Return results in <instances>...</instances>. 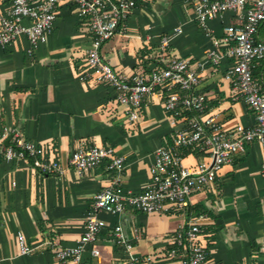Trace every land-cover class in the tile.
I'll use <instances>...</instances> for the list:
<instances>
[{"label":"crops","instance_id":"1","mask_svg":"<svg viewBox=\"0 0 264 264\" xmlns=\"http://www.w3.org/2000/svg\"><path fill=\"white\" fill-rule=\"evenodd\" d=\"M7 7L8 2L0 0V16ZM233 19L228 11L209 20L208 35L186 0L139 3L102 44L101 54L117 72L149 71L159 64L161 37L170 36L165 57L191 59L199 76L195 90L205 95L204 114L216 116L217 124L226 130L247 127L255 122L254 115L223 78L231 59L223 57L215 64L207 57L212 38H221L224 25ZM90 39L87 17H80L75 5L61 0L51 34L30 54L24 36L0 46V129L19 130L26 140L44 145L62 165L59 173L40 172L28 161L5 160L0 149V264H73L59 262L54 248L75 244L92 195L111 180L103 165L76 173L68 159L77 142L110 145L123 156L121 185L133 193L149 181L154 149L171 143L175 127L169 125L162 105L164 89L151 94L132 122L110 86L82 78ZM253 77L264 89V59L255 61ZM180 152L187 166L206 156L198 148ZM261 160V145L246 143L244 151L222 165L213 182L190 194L184 211L101 213L106 227L83 252V260L124 264L125 254L111 239L112 227L120 224L127 236L134 231L140 234L132 250L138 264H173L166 252L173 246L176 229L201 213L197 238L208 250L204 264H264ZM18 233L32 248L27 254L19 253ZM91 246L99 251L95 257L90 255Z\"/></svg>","mask_w":264,"mask_h":264},{"label":"built area","instance_id":"2","mask_svg":"<svg viewBox=\"0 0 264 264\" xmlns=\"http://www.w3.org/2000/svg\"><path fill=\"white\" fill-rule=\"evenodd\" d=\"M5 1L8 7L0 16V46L5 47L17 37L24 36L29 43L27 52L30 54L51 34L56 7L61 0ZM64 1L75 5L77 14L88 19L91 39L85 53L82 78L110 86L118 103L123 105L127 120L132 122L138 119L143 103L151 94L159 88L164 89L162 105L168 114L169 125L175 128L171 143L154 149L149 181L137 193L122 188L124 158L112 146L77 142L68 159L76 173L82 175L103 165L111 180L92 195L83 231L75 244L54 248V256L59 262L89 264L82 255L106 227L100 216L103 212L121 213L130 209L149 214L186 210L190 194L213 182L222 165L231 161L233 155L244 151L246 143L258 142L261 145L260 171L264 184V89L253 77L255 61L264 59V40L257 38L258 27L264 20V0H186L192 7L196 22L208 35L209 20L228 11L234 15V19L224 25L222 37L212 38L207 51L212 63H219L223 57L231 59L223 78L254 115L252 125H236L232 130L220 127L216 116L204 114L205 95L195 90L199 76L191 59L165 57L170 36L161 37L157 53L159 64L149 71L117 72L101 54L102 44L125 24L133 9L139 3L151 0ZM24 19L28 24L23 23ZM179 31L177 29L176 33ZM178 124L180 126L177 127ZM185 147L198 148L206 156L192 166L184 165L180 149ZM0 149L7 161H28L40 172L62 171V165L48 154L44 145L26 140L17 129H0ZM203 217L200 213L176 229L173 246L166 252V257L173 264H204L206 261L208 250L197 238ZM139 238L137 231L132 237L127 236L120 224L112 227L111 239L114 246L125 254L124 264H138L132 250ZM17 240L20 254L32 250L21 233L17 234ZM89 252L93 257L99 253L94 246Z\"/></svg>","mask_w":264,"mask_h":264},{"label":"trees","instance_id":"3","mask_svg":"<svg viewBox=\"0 0 264 264\" xmlns=\"http://www.w3.org/2000/svg\"><path fill=\"white\" fill-rule=\"evenodd\" d=\"M258 34H260V39L264 40V20L260 23L258 27ZM188 149H191L192 147H187Z\"/></svg>","mask_w":264,"mask_h":264}]
</instances>
